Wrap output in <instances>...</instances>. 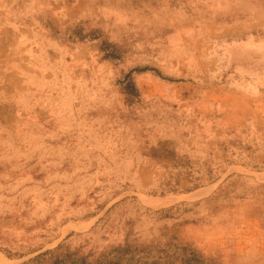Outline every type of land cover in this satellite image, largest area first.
Masks as SVG:
<instances>
[{
	"label": "rangeland",
	"instance_id": "rangeland-1",
	"mask_svg": "<svg viewBox=\"0 0 264 264\" xmlns=\"http://www.w3.org/2000/svg\"><path fill=\"white\" fill-rule=\"evenodd\" d=\"M0 264H264V0H0Z\"/></svg>",
	"mask_w": 264,
	"mask_h": 264
}]
</instances>
